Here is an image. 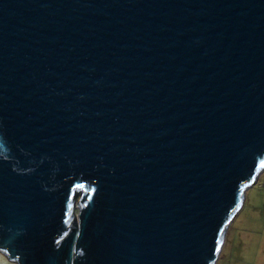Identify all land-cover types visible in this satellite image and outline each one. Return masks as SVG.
Returning a JSON list of instances; mask_svg holds the SVG:
<instances>
[{
	"label": "water",
	"instance_id": "1",
	"mask_svg": "<svg viewBox=\"0 0 264 264\" xmlns=\"http://www.w3.org/2000/svg\"><path fill=\"white\" fill-rule=\"evenodd\" d=\"M263 169L264 0H0L11 263L217 264Z\"/></svg>",
	"mask_w": 264,
	"mask_h": 264
},
{
	"label": "crops",
	"instance_id": "2",
	"mask_svg": "<svg viewBox=\"0 0 264 264\" xmlns=\"http://www.w3.org/2000/svg\"><path fill=\"white\" fill-rule=\"evenodd\" d=\"M264 172V171H263ZM262 172V173H263ZM261 173V174H262ZM260 174V175H261ZM264 176V175H262ZM264 201V198H262ZM247 204L245 205L246 209ZM250 210L253 211L252 206ZM244 209V210H245ZM251 211V212H252ZM241 211L233 221V228L230 227V231L227 235L223 251L221 253L218 264L225 261V258L229 255L230 259H239V264H264L258 261V252L264 247V229H256L251 226L254 220V216L251 213L246 218H241ZM264 216V206H263ZM238 225H235V224ZM235 225V226H234ZM254 230L255 232H252ZM252 260V261H251ZM0 264H13L9 258L0 251Z\"/></svg>",
	"mask_w": 264,
	"mask_h": 264
},
{
	"label": "rangeland",
	"instance_id": "3",
	"mask_svg": "<svg viewBox=\"0 0 264 264\" xmlns=\"http://www.w3.org/2000/svg\"><path fill=\"white\" fill-rule=\"evenodd\" d=\"M262 175H264V172L257 177V180L255 181V183L252 184V186L247 190L246 195H245L244 204H243V207L241 209V211H243L241 214V218H243V217L246 218L247 215L251 216V213H252V215L254 216V220H253V223L251 224V226L253 228H256L257 230L258 229H261V230L264 229V216H263L264 201L262 199V198H264V176H262ZM78 200L79 201L81 200V195L76 197V201H78ZM246 204H247V206L245 209ZM250 206H252L253 211L250 210V208H251ZM76 213H78V211H76ZM75 223H76V226L78 228V224H79L78 221L75 220ZM232 224H233V222H232ZM232 224L230 225V227L233 228ZM235 225H238V224L236 223ZM230 227H229L228 233L231 229ZM252 232H255V231L252 230ZM228 233H227V235H228ZM226 240H227V237H226ZM258 261L261 263H264V247L261 248L258 252ZM218 262H217V264H218ZM221 264H239V259H234L232 261L230 259V256L228 255L225 258V261H222ZM244 264H245V261H244Z\"/></svg>",
	"mask_w": 264,
	"mask_h": 264
},
{
	"label": "trees",
	"instance_id": "4",
	"mask_svg": "<svg viewBox=\"0 0 264 264\" xmlns=\"http://www.w3.org/2000/svg\"><path fill=\"white\" fill-rule=\"evenodd\" d=\"M73 234H74V231H71V232L68 233L67 237L72 239L73 236H74ZM79 260H80V257L78 256L76 261L78 262Z\"/></svg>",
	"mask_w": 264,
	"mask_h": 264
}]
</instances>
